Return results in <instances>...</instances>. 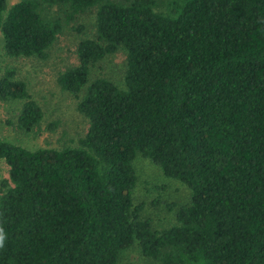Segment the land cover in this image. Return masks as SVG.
<instances>
[{
  "label": "trees",
  "instance_id": "16d2710c",
  "mask_svg": "<svg viewBox=\"0 0 264 264\" xmlns=\"http://www.w3.org/2000/svg\"><path fill=\"white\" fill-rule=\"evenodd\" d=\"M4 5L11 56L44 57L62 20L91 7L95 15L77 63L56 76L87 118L79 145L0 140V264H116L133 243L158 264H264V0H167L163 10L159 0H16L3 13ZM51 5L57 15L42 12ZM119 47L122 86L88 80L89 66ZM0 98L24 99L23 130L41 117L11 69ZM136 153L190 190L168 227H152L132 200Z\"/></svg>",
  "mask_w": 264,
  "mask_h": 264
},
{
  "label": "rangeland",
  "instance_id": "374dc122",
  "mask_svg": "<svg viewBox=\"0 0 264 264\" xmlns=\"http://www.w3.org/2000/svg\"><path fill=\"white\" fill-rule=\"evenodd\" d=\"M16 0H5L3 10ZM167 0H159L157 10H163ZM3 11V13L5 12ZM46 15L58 14L55 5L45 7ZM94 8L91 7L69 22L62 20L60 31L46 47V55H7L3 49L0 31V76L5 69L13 71V77L24 82L25 88L40 108V119L29 129L17 125L20 98H0V140L10 141L29 149L38 147H75L79 145L87 128V118L78 111L79 96L63 90L56 81L58 72L77 63L76 45L81 38L94 35ZM63 18V17H61ZM78 27V28H76ZM125 51L119 47L91 64L88 80L104 76L122 86ZM79 92L78 95H80ZM136 153L135 155H137ZM136 181L131 191L133 202L143 203L140 214L150 219L152 227L161 229L175 223V211L189 200L190 190L177 178L164 175L159 166L139 155L133 158ZM8 167L0 158V193ZM170 204V205H169ZM116 264H158L143 256L135 243L122 250Z\"/></svg>",
  "mask_w": 264,
  "mask_h": 264
},
{
  "label": "clouds",
  "instance_id": "9594fccd",
  "mask_svg": "<svg viewBox=\"0 0 264 264\" xmlns=\"http://www.w3.org/2000/svg\"><path fill=\"white\" fill-rule=\"evenodd\" d=\"M5 233L2 228H0V248L4 246Z\"/></svg>",
  "mask_w": 264,
  "mask_h": 264
}]
</instances>
